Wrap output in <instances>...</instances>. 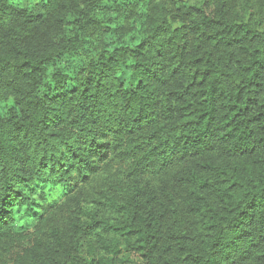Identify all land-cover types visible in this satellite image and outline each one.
<instances>
[{
	"label": "trees",
	"instance_id": "16d2710c",
	"mask_svg": "<svg viewBox=\"0 0 264 264\" xmlns=\"http://www.w3.org/2000/svg\"><path fill=\"white\" fill-rule=\"evenodd\" d=\"M121 244L264 264V0H0V264Z\"/></svg>",
	"mask_w": 264,
	"mask_h": 264
},
{
	"label": "rangeland",
	"instance_id": "374dc122",
	"mask_svg": "<svg viewBox=\"0 0 264 264\" xmlns=\"http://www.w3.org/2000/svg\"><path fill=\"white\" fill-rule=\"evenodd\" d=\"M127 25L130 27L131 26H136V23L134 22H127ZM57 67L63 71H65L66 73L69 72L68 66L65 63V61L60 62ZM122 176L118 175L116 176L117 181H120ZM93 181V183H95V188L91 189L92 186H94V184L90 185V186H84V188H86L87 193H86V197L84 198L82 205L84 206V208L87 211H92L95 210V213L97 214L99 219H104L106 221H108L110 224H115L119 221L122 220V217L119 216L118 214L108 210V209H103L99 204L96 203V201L99 198L100 192L106 190V188L108 187L107 181H105V178H103V180L100 181L99 178H95ZM110 195L113 194L112 191L109 192ZM95 199V204L92 203L91 201ZM94 247V257L95 259H99L101 257L104 258H109V256L105 255L103 252L99 251L97 248H95L94 245V241H91ZM80 251H81V255L86 258L88 261H90V257L87 253V243L86 241L82 243V246H80ZM118 259L120 260L121 264H133V262H136L134 256H130L129 253L127 252L125 245L121 244V248H120V254L118 256ZM123 262V263H122Z\"/></svg>",
	"mask_w": 264,
	"mask_h": 264
}]
</instances>
